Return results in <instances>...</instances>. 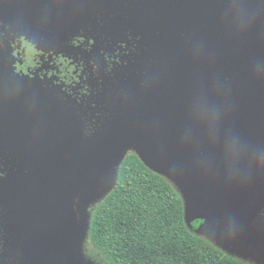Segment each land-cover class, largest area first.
<instances>
[{
	"label": "water",
	"instance_id": "1",
	"mask_svg": "<svg viewBox=\"0 0 264 264\" xmlns=\"http://www.w3.org/2000/svg\"><path fill=\"white\" fill-rule=\"evenodd\" d=\"M149 1L158 10L162 8L187 19L198 21L208 14L189 0ZM106 2L59 0L47 4L0 0V20L10 26L23 24L36 30L59 32L76 15ZM214 14L217 18L221 15L212 13L211 18ZM215 56L219 59L218 53ZM5 64V52L0 47V138L9 148L24 153L36 185L8 180L3 190L14 226L36 233L34 264H75L74 246L81 227L78 202L89 189L112 183L113 167L123 160L131 144L139 148L140 158L152 170L171 174L184 189L188 196L187 206L184 203L185 219L186 209L189 222L207 213L224 233L221 242L238 251L264 250V232L252 233L243 226L235 211L213 190L211 171L204 164L211 163V153L217 149L214 134H223L220 140L227 135L224 128L229 134H257L264 130V110L244 105L233 90L211 91L202 83L186 80L182 86L190 84L197 89L191 90L187 85V89L164 90L153 102L151 115L121 120L107 137L78 150L81 138L75 119L51 103H27L6 90L2 83ZM208 120L219 124L212 126L221 130L215 133L216 129L206 127ZM190 122L206 127L201 137L195 138Z\"/></svg>",
	"mask_w": 264,
	"mask_h": 264
},
{
	"label": "rangeland",
	"instance_id": "2",
	"mask_svg": "<svg viewBox=\"0 0 264 264\" xmlns=\"http://www.w3.org/2000/svg\"><path fill=\"white\" fill-rule=\"evenodd\" d=\"M30 1L54 4L59 0ZM189 1L198 5L203 10H206L210 15V12L217 13L218 10L221 11L225 6L223 3L224 0ZM211 1L215 2L216 5L214 7H217L216 11L210 10ZM107 2L106 5L103 4L101 7L107 6V8H109L110 5L108 6ZM133 2L132 4L130 2H116L114 6H117L119 10L121 9V6H126L124 11L129 12L134 8V13H138V15H136L138 16L136 19L138 23L148 21L147 23L150 25V45L151 47L153 46L152 50L149 51V54L151 53V57L153 56V58L150 66H148L152 75L146 74L148 76L141 77L139 85L130 87L132 90L121 91V89L110 88V90L115 91L109 92L116 93L110 95L105 92L106 94L103 95L104 99L102 100V103L98 105L99 108H97V110H83L82 108H75L72 110V106H65L63 103H60L57 98L45 95L42 91H34L31 93L26 92L25 88L22 93L20 89L10 83V79H13L14 75V68L12 67V65L14 66V59L12 58L14 51L12 45L13 38L10 36L7 37V42L4 41V38H1L7 46L0 41V46L6 56V64L4 65L2 75V83L4 87L6 86L10 91L18 93L17 95L22 98L21 100L27 103L45 101L69 113L77 122L80 131L81 142H79L80 145L78 150H83L87 145L92 144L94 141L107 137L112 128H114L121 120L141 119L143 116L151 115L150 109H152L153 102L156 101L164 90L186 88L184 86L187 85L190 86L189 88L191 90L196 88L190 84L182 86V82L186 80H189L186 81L189 83H193L192 81L198 82L196 84L202 83L211 91H215L216 88L219 92H222V88L233 90L242 99L241 101L244 105L256 109L257 111L264 110V60L262 67L263 73H261L260 69H251L252 63H250V59H247L248 63L246 65H241L240 59L235 58V67L241 69L237 68V70H232L231 74L228 76L226 75V71H223L221 63L222 55L224 53L229 54L227 52L228 48L224 46L223 42H217L220 45L219 47H214L213 43L211 45V50L208 49L210 46V19L197 21L187 19L177 13L166 12L162 8L158 10L149 0H136ZM128 7H130L131 10H129ZM95 8L96 7H93V9ZM84 12L86 11H83L80 15L78 14L74 17L77 18V20H75L76 22L87 15H83ZM102 13L103 12L97 13L96 15L100 16ZM220 14L221 16L223 14L225 18L220 17V21L217 25L221 26L226 23L228 29L225 35L231 31L230 36L242 39L241 34L244 32L249 35L251 42H255L256 39L264 38V27L260 29L253 23L249 25V21H247V23L242 16L241 18H237L236 21L231 22V25L235 23V26L232 27L227 20L232 18L231 15L233 14H228V17L227 14L222 11ZM214 19H218L215 14ZM115 21L117 22L119 20ZM181 27L185 31L181 32L180 35L179 31L176 33L177 36L175 37L174 45H171L170 42L169 44L159 42L160 39L164 40L166 32L172 34L174 30L180 29ZM4 28H8L12 31V35H20L19 39H22L23 37L26 40L31 41L33 44L37 43L40 47L46 45L44 40L49 39V37L63 39L61 34L68 30L64 28L59 32L58 30L49 32L42 29L36 30V27L31 26H12L11 28ZM194 29H196V31L199 30V35H192L193 37L207 39L204 41V45H197L196 41L195 43L192 41L193 37L190 38L188 35ZM67 32L69 33V30ZM186 32L188 34H186ZM220 38L227 39L226 36H221ZM45 42H48V40ZM229 49L232 51L231 55L235 56V47L229 46ZM207 53L209 55H207ZM217 53L219 55V59H217L219 64L215 59L218 58L215 56ZM252 55L253 57L255 56L254 53ZM207 57L211 61L207 59ZM149 60L150 58L146 64L149 63ZM159 60L162 61L157 62ZM179 72L182 73L181 76H177ZM207 73L211 74V78L207 76ZM256 76L257 79L255 78ZM109 97L111 99L107 100ZM87 111H93V113L87 115ZM206 123H208L206 127L216 129L215 133H218L221 130L219 127L212 126V124L217 126H219V124H214L211 120H208ZM206 127L203 125L197 127V123L190 124V129L193 130L195 138L198 135L201 137L200 135L204 134ZM223 132L227 133V135L221 140L220 137H222L223 134L219 137L217 134L213 135V139L218 143L215 144L217 149H213L214 152L211 153V163H207V161L204 163L205 166L207 164V171L209 172L208 167L211 171V186L213 190L235 211L241 223L248 231H251L252 233L264 232V130H260L257 134L252 133V135L248 133L245 134L244 132H241L240 134H229L228 130L225 128ZM30 145L26 148L29 149ZM139 152V148L135 144H131L127 147L122 158L129 153H135L140 156ZM0 158H2V161L0 162L2 170L0 171L2 172L5 170L6 172V177L2 179L0 188V231L6 235V248L3 251L5 255L2 256V264H34L33 255L36 233L18 229L14 226L15 224L12 220V213L4 196L6 192L3 189L5 187V181L8 180L12 181L11 183L14 184L23 180L22 183L33 185H36V182L31 178L32 175L29 172L27 164H25L24 153H21L20 150L9 148L1 138ZM120 161L113 167V181L109 186H96L89 189V191H87L78 202L77 207L80 214L81 227L74 246L76 258L75 264H106L99 255L94 254L92 251L88 236L89 219L92 210L114 187ZM156 172L171 182L180 193L187 206L188 196L185 195L184 189L181 188L175 180V177L160 169ZM188 213L189 212L186 209V223L195 235L208 240L226 254L234 256L246 264H264V250L253 249L247 250L246 252L239 249L240 251H238L234 247L221 242L220 238L221 235L224 236V233L220 227V231L218 230V227H216V224H214L215 222L210 215L202 213L200 215L201 217L197 220L189 222L190 216Z\"/></svg>",
	"mask_w": 264,
	"mask_h": 264
},
{
	"label": "flooded vegetation",
	"instance_id": "3",
	"mask_svg": "<svg viewBox=\"0 0 264 264\" xmlns=\"http://www.w3.org/2000/svg\"><path fill=\"white\" fill-rule=\"evenodd\" d=\"M133 1L136 0H113L107 2V5H110L109 8L105 6L86 10L83 13V15L87 14L86 16L78 22L75 21L77 18H73V21L65 26L69 33L68 30L62 33L63 39L49 37L44 40L46 44L44 47H40L37 43L33 44L23 37L19 39L20 35L18 34L12 35V31L4 28L12 26L0 20V41L7 46L4 41L7 42L8 36L13 38L14 66L12 65V67L14 75L13 79H10V83L20 89L22 93L25 88L26 92L31 93L42 91L45 95L57 98L65 106H72V110L75 108L97 110L98 105L104 99L105 92L110 95L116 93L109 92L115 91L110 88L121 89V91L132 90L130 87L139 85L141 77L152 75L148 66L153 58L151 53L149 54L153 46L150 45L148 21L138 23L136 21L138 13H134V8L129 12L124 11L126 6H121V12L117 6H114L116 2L132 4ZM223 3L225 6L221 11L227 16L233 14L231 15L233 18L227 20L230 25L232 21H236L235 18L242 16L246 22L249 21V25L253 23L260 29L264 27V0H224ZM215 5V2L211 1V11H216ZM128 9L131 10L130 7ZM221 11L218 10V13ZM101 12H103L102 15H96ZM210 13L211 15L208 12L207 16L203 15L198 21L211 20L208 49L211 50L213 43L214 47H219L217 42H223L224 46L228 48L229 54L222 55V68L223 71H226V75L229 76L232 70L239 68L235 67V58L240 59L241 65H246L247 59H250L251 69L257 68L263 73L264 38L251 42L249 35L244 32L241 34L242 39L230 36L231 31L225 35L228 29L226 23L221 26L217 25L220 17L225 18V16L222 14L218 17V21H214V17L211 18L214 12ZM22 26L23 24L17 27ZM231 26L234 27L235 23ZM178 31L180 35L185 30L181 27L174 30L172 34L166 32L164 40L160 39L159 42L166 44L170 42L171 45H174ZM186 34L188 33L186 32ZM188 35L190 38L193 37L192 35L198 36L199 30L194 29ZM221 36H226L227 39L220 38ZM1 38H4V41ZM47 40L50 42H45ZM205 40L207 39L200 37L192 39L194 43L196 41L197 45H204ZM229 46L235 47V56L231 55L232 51ZM253 53L256 59L253 57ZM207 55L209 54L207 53ZM149 58V63L146 64ZM207 59L209 58L207 57ZM181 75L182 73L179 72L177 76ZM207 76L211 78V74ZM255 78L257 79V76ZM5 88L22 99L17 95L18 93L10 91L6 86ZM110 99V97L107 98V100ZM92 113L93 111L86 112L87 115ZM1 161L2 158H0ZM0 170H2L1 163ZM5 177V170L0 171V188L1 181ZM5 239L6 235L0 231V264H2V256L5 255L3 253L6 248Z\"/></svg>",
	"mask_w": 264,
	"mask_h": 264
},
{
	"label": "trees",
	"instance_id": "4",
	"mask_svg": "<svg viewBox=\"0 0 264 264\" xmlns=\"http://www.w3.org/2000/svg\"><path fill=\"white\" fill-rule=\"evenodd\" d=\"M89 242L106 264H246L195 235L177 189L135 153L92 210Z\"/></svg>",
	"mask_w": 264,
	"mask_h": 264
}]
</instances>
